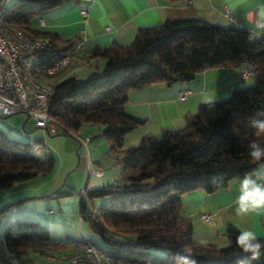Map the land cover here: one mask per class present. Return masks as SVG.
<instances>
[{"label":"trees","instance_id":"obj_1","mask_svg":"<svg viewBox=\"0 0 264 264\" xmlns=\"http://www.w3.org/2000/svg\"><path fill=\"white\" fill-rule=\"evenodd\" d=\"M62 1L16 0L5 5L10 29L48 40L47 47L36 52L39 69L67 53L79 39H62L31 25ZM83 57L100 58L102 68L97 63L84 77L64 75L67 68L47 76L52 83L48 105L52 118L63 125L57 134L77 131L84 123L102 125L100 135L122 167L114 183L85 190L77 204L79 217L108 244L102 250L129 264H175L173 257L180 250L195 257L197 264H264V255L252 260L236 245L241 230L231 223L225 228V246L196 242L192 222L181 209L185 193L201 189L211 194L264 163V158L257 161L249 154L252 143L264 148V133L249 125V119L264 109V37L252 38L246 29L196 17L168 18L140 28L129 45L93 48ZM242 64L251 71L250 85L234 87L226 99L199 103L195 113L185 114L180 128H164L160 137L144 134L137 146L123 148L125 134L146 122L125 111L131 89L189 82L204 70ZM36 145L41 147L33 151ZM39 149H45L42 139L23 143L0 128V188L50 174L54 159L49 151L47 159L40 158ZM131 169L137 172L128 174ZM84 197L106 201L96 208ZM6 207L0 208V216H6ZM2 242L6 260L13 263L29 251L46 254L67 247L66 241H51L49 228L40 221L23 218L8 223Z\"/></svg>","mask_w":264,"mask_h":264},{"label":"crops","instance_id":"obj_2","mask_svg":"<svg viewBox=\"0 0 264 264\" xmlns=\"http://www.w3.org/2000/svg\"><path fill=\"white\" fill-rule=\"evenodd\" d=\"M226 9L232 18L226 14ZM81 10L87 12L85 21L80 14ZM182 17H196L220 26L243 28L250 32L252 38L264 37V28L259 26L264 20V0H63L54 8L44 11L38 19L42 20L41 30L56 32L62 39L85 36L81 52L85 55L93 48H105L113 43L120 46L129 45L140 28L158 25L168 18ZM106 27L109 29L106 30ZM102 66L103 60H100L97 68L101 69ZM71 67L73 66L69 68ZM247 67L248 65L242 64L236 68H211L200 72L189 82H177L173 85L156 83L131 89L124 105L125 111L144 117L146 122L142 127H146L151 118L156 116L160 123V133L164 128H180L185 122V114L192 113L191 110L195 106L188 104L191 95L216 90L222 91L220 96H228L234 87L241 85L240 79H244L241 71ZM69 68L64 75L70 72ZM184 89L191 90L192 93L185 99H179L177 92ZM199 103L202 101H199L196 107ZM89 165L90 162L87 169ZM120 170L122 172L121 166ZM259 170H264V163L253 173ZM117 178L114 176L112 180ZM242 179H232L226 187L211 194L195 189L183 195L181 209L185 217L190 218L192 212H216L210 221L203 220L207 223L203 230L195 231L192 224V238L196 242L225 246L228 242L225 228L229 223L241 231L252 230L258 237L264 236V213L241 216L236 212V200ZM94 186L96 183L92 181V188ZM20 216H0V264H52L68 261L73 252L70 247L46 254L29 251L19 263L8 262V253L1 240L2 231L8 223L21 218ZM30 252L46 257V261L38 262L34 257L26 258Z\"/></svg>","mask_w":264,"mask_h":264},{"label":"rangeland","instance_id":"obj_3","mask_svg":"<svg viewBox=\"0 0 264 264\" xmlns=\"http://www.w3.org/2000/svg\"><path fill=\"white\" fill-rule=\"evenodd\" d=\"M15 1L1 0L0 5L10 6ZM31 25L37 29L42 27L38 18L33 19ZM88 71L78 70L76 74L79 77H84ZM240 81L242 82L241 87L247 86L251 84L252 77L240 79ZM220 95H222V91L216 90L191 95L188 104L195 105L191 110L192 113L196 112V105L199 101H218L229 96ZM173 108L171 109L172 113L174 112ZM102 127L100 124L84 123L77 131H69L68 134L46 133L36 127L23 112L1 116L0 128L6 132L10 139L23 143L42 139L45 149L37 151L39 157L47 159L51 155L54 159V169L50 174L16 183L8 189L0 188V208L7 206L4 210L5 215L19 214L23 219L40 221L49 228L50 240L54 242L64 240L67 242L66 248L70 247L68 240L83 235L101 249H107L108 244L89 227L87 220L79 217L77 209L79 192L92 189V181H95L96 186L94 188H96L114 183L112 180L114 176L121 177V165L113 160L115 156L109 149L110 145L107 139L100 135ZM159 127L158 118L154 116L146 127H137L125 134L123 148L137 146L139 139L146 133L160 137ZM86 137L91 139L84 145L80 139ZM48 151L49 155L47 154ZM88 162L92 164L94 169H100L104 176L97 178L89 174ZM134 172H137V169H131L127 173ZM84 198L90 206L93 205L96 208L106 201L103 197H95L91 200ZM208 212H192L190 220L196 229L195 231L204 229L207 223L200 218V215ZM28 257H34L38 262L46 261V257L31 252L26 255V258Z\"/></svg>","mask_w":264,"mask_h":264},{"label":"built area","instance_id":"obj_4","mask_svg":"<svg viewBox=\"0 0 264 264\" xmlns=\"http://www.w3.org/2000/svg\"><path fill=\"white\" fill-rule=\"evenodd\" d=\"M80 14L85 21L86 10H81ZM226 14L232 18L228 9ZM39 23L42 24L41 19ZM260 25H264V20L259 23ZM108 29L109 27H106V30ZM85 40V36L80 37L71 50L50 65L39 69L36 65V52L46 48L48 40L34 38L22 31L10 29L5 21V5H0V116L23 112L43 132L56 133L62 130L63 125L52 118L49 112L48 98L52 92V83L47 76L64 68L68 69L70 66L73 67L69 68L70 72L66 75L74 74L78 70L92 69L100 58L83 57L81 52ZM241 76L244 79L250 78L251 71L242 70ZM190 94L191 90L188 89L177 92L179 99H185ZM89 140L90 138L86 137L80 139V142L86 145ZM39 147L41 146H34L33 151ZM88 171L95 177H103V172L100 169H94L91 164ZM79 194L85 196V190H81ZM96 213L97 209L93 208L92 214ZM215 213H202L200 218L210 221ZM50 214H52L51 211ZM68 246L73 249L68 261L52 264H129L113 259L84 236L70 240Z\"/></svg>","mask_w":264,"mask_h":264},{"label":"clouds","instance_id":"obj_5","mask_svg":"<svg viewBox=\"0 0 264 264\" xmlns=\"http://www.w3.org/2000/svg\"><path fill=\"white\" fill-rule=\"evenodd\" d=\"M249 125L257 132L264 133V109L258 110L249 119ZM250 149L249 154L254 160L259 161L264 158V148L258 144L252 143ZM214 183L218 184L219 180L214 179ZM236 212L241 216L264 213V170L247 174L240 181ZM235 243L243 252L249 253L252 260H258L264 255V240L259 239L252 230L241 231ZM173 259L175 264H197L195 257L184 250L178 251Z\"/></svg>","mask_w":264,"mask_h":264},{"label":"water","instance_id":"obj_6","mask_svg":"<svg viewBox=\"0 0 264 264\" xmlns=\"http://www.w3.org/2000/svg\"><path fill=\"white\" fill-rule=\"evenodd\" d=\"M1 117V116H0Z\"/></svg>","mask_w":264,"mask_h":264}]
</instances>
